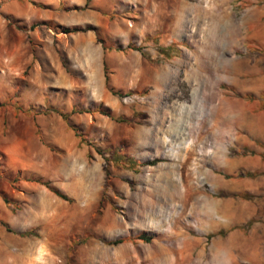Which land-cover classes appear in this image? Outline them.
Segmentation results:
<instances>
[{"label": "rangeland", "instance_id": "1", "mask_svg": "<svg viewBox=\"0 0 264 264\" xmlns=\"http://www.w3.org/2000/svg\"><path fill=\"white\" fill-rule=\"evenodd\" d=\"M0 264H264V0H0Z\"/></svg>", "mask_w": 264, "mask_h": 264}, {"label": "trees", "instance_id": "2", "mask_svg": "<svg viewBox=\"0 0 264 264\" xmlns=\"http://www.w3.org/2000/svg\"><path fill=\"white\" fill-rule=\"evenodd\" d=\"M59 116L61 117V119H63V121H67V116L65 115H61L59 114ZM72 130L75 131V129L73 127H71ZM76 133V131H75ZM111 157L113 158V161L115 162H120V161H124L127 165H129L130 167H133L134 165H136V163L130 158V157H127V156H119V155H116L114 152L111 154ZM151 164H153V162H151ZM43 186L45 187H48L47 184H42ZM56 197H58L59 199L63 200V201H67L68 199L62 195L61 193H59L58 191L56 190H50ZM20 236H30L32 235L31 232H24V233H21L19 234ZM138 239L143 241V242H148L150 239L148 237H146L145 235H139L138 236ZM120 242V240H115L113 242H111L112 244H118Z\"/></svg>", "mask_w": 264, "mask_h": 264}, {"label": "bare ground", "instance_id": "3", "mask_svg": "<svg viewBox=\"0 0 264 264\" xmlns=\"http://www.w3.org/2000/svg\"><path fill=\"white\" fill-rule=\"evenodd\" d=\"M197 21V20H196ZM199 22V21H198ZM196 32H198V30H196L195 32H194V34H193V36H195V34H197Z\"/></svg>", "mask_w": 264, "mask_h": 264}]
</instances>
